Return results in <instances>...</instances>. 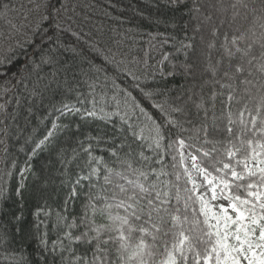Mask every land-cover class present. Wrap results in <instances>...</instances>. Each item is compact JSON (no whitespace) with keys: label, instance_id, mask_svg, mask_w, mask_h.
<instances>
[{"label":"trees","instance_id":"obj_1","mask_svg":"<svg viewBox=\"0 0 264 264\" xmlns=\"http://www.w3.org/2000/svg\"><path fill=\"white\" fill-rule=\"evenodd\" d=\"M246 2L250 22L251 10L260 15L264 2ZM232 3L234 0H179L178 3L173 0H0V59L12 57L11 63L0 65V104L5 105L0 111V188L5 190L6 197L0 198V264H62L59 253L53 255L43 250L40 236L47 233L51 249L52 241L67 231L64 226L53 229L57 214L65 215L69 223L75 217L79 224L88 196L103 195V171L99 178L93 176L90 181L75 184L78 176L88 173L84 167L85 153L67 163L72 150L79 151L80 142L83 147L91 143L94 155L103 156L108 166L117 168L120 166L115 163L116 158L107 149L121 142L131 144L135 152L143 151L150 157L149 160L137 158L136 167L146 171L163 169L170 175L162 179L177 183L182 197L189 194L183 189H191L192 185H186L183 177L176 181L172 174L179 170L172 168V151L153 152L147 142L141 147L120 117L125 115L128 123L137 129L150 124L135 106L139 104L161 125L164 148L178 135H190L166 124V113L172 107H184L189 115L174 118L185 129L192 126L183 123L185 119L198 123L194 102L201 96L207 99L213 90L212 76L205 66L209 59L215 63L221 57L224 33L231 35L236 26L234 23L229 27ZM221 4L228 8L227 13L217 11ZM42 15L50 19L41 24L39 31L43 34L47 30V36L37 47L39 37H33L31 44L27 40ZM209 15L211 21H205ZM56 22L61 24L60 28L55 27ZM213 27L218 29L216 36ZM212 42L215 48L209 49ZM49 58L52 63L41 62ZM223 67L227 68V60ZM91 85H95L97 97L115 96L119 100V105L112 100L105 106V111H118V114L107 121L82 120L79 115L60 116L54 110L62 104L90 107L81 101L92 99ZM34 88L39 95H31ZM216 90L219 91L218 86ZM222 99L216 101L217 116ZM53 120L68 127L57 130L54 137L37 149ZM89 136L104 139L86 140ZM127 151V147L120 151L121 158ZM73 187L77 196L70 197ZM172 203L177 202L173 199ZM179 206L183 209V200ZM38 208L43 210L39 216ZM198 209L199 203H195L190 211ZM96 220L104 222L99 216ZM38 221H43L39 230ZM72 231L78 235L84 226ZM63 243L68 245L67 240ZM72 247L76 254L89 257L92 254L85 244ZM70 255L64 253L65 257Z\"/></svg>","mask_w":264,"mask_h":264},{"label":"snow or ice","instance_id":"obj_2","mask_svg":"<svg viewBox=\"0 0 264 264\" xmlns=\"http://www.w3.org/2000/svg\"><path fill=\"white\" fill-rule=\"evenodd\" d=\"M173 2L178 3L179 0ZM230 8L229 27L232 28L234 23L236 26L231 35L224 33L220 45L221 57L215 63L209 59L205 66V71L212 76L210 83L213 90L207 99L201 96L198 102H194L198 123L185 119L183 123L192 125L185 129L181 121L174 118L176 115H189L184 107H172L170 113H166V124L179 128L181 133L187 131L190 135H178L164 148L165 136L161 125L139 104L135 106L151 121L150 124L137 129L128 123L125 115L120 117L141 147L147 142V147L153 152L172 151V168L179 169L172 174L176 181L183 177L186 185H192L191 189H183L189 194L182 197L177 183L162 179L170 175L163 169L146 171L136 167L137 158L149 160L150 157L145 156L143 151L135 152L131 144L121 142L107 149L116 158L115 163L120 166L117 168L108 166L103 156L94 155L91 143L83 147V142H80L79 151L73 149L67 163H72L81 153H85L87 159L84 167L88 173L78 176L75 184L80 185L81 180L90 181L93 176L99 178L103 171V195L88 196L79 224L75 217L69 223L65 215L58 213L53 229L64 226L67 231L61 238L52 241L51 249L48 247L47 233L41 235L40 246L45 252L51 251L53 255L59 253L62 264H264V9L260 10V15H255L256 10L252 9L249 22L246 0H234ZM241 9L245 11L242 13ZM217 11L227 13L228 8L221 4ZM49 19L48 15L40 17L32 37L27 40L29 44L33 37H39L37 47H40L47 30L41 34L39 29L42 22ZM211 19V15L205 17V21ZM224 22L222 19L221 25ZM55 27L60 28L61 24L56 22ZM212 33L218 35V29L213 27ZM208 47L215 48V42ZM225 60L227 68L223 67ZM6 61L11 63L12 57L0 59V65ZM41 62L52 63V60L42 59ZM90 87L92 99L81 101L82 104H90V107L62 104L54 110L60 116L79 115L82 120L107 121L118 114V111H105V106L112 100L119 105L115 96L111 99L97 97L95 85ZM31 95L37 96L39 93L34 88ZM219 97L224 99L221 100L222 109L217 116L216 101ZM4 107L0 104V111ZM67 127L53 120L51 128L36 148L45 145L57 134V130L62 131ZM85 139L99 142L104 137L89 136ZM125 147L128 151L121 158L120 151ZM35 151L33 149V153ZM61 162L64 163L63 160ZM193 171L203 177L204 184L211 192L210 198L205 193H197L201 185L193 178ZM153 175L155 179H151ZM17 193H20V189H17ZM75 196L77 191L73 187L70 197ZM0 198H6L3 188H0ZM173 199L177 202L175 205ZM181 200L183 209L179 206ZM219 200L227 201V204L211 203ZM195 203H199V209L190 211ZM42 212L38 208L36 215ZM97 216L104 222L97 223ZM41 223L43 221L37 222V230ZM80 226H84V231L74 235L72 230ZM64 240L68 241L67 246ZM73 244L87 245L92 249L91 256L76 254ZM65 252L71 255L65 257Z\"/></svg>","mask_w":264,"mask_h":264},{"label":"rangeland","instance_id":"obj_3","mask_svg":"<svg viewBox=\"0 0 264 264\" xmlns=\"http://www.w3.org/2000/svg\"><path fill=\"white\" fill-rule=\"evenodd\" d=\"M187 152V150H185ZM187 163V162H186ZM188 167L190 168L191 165L190 163L188 164ZM192 176L193 178L197 181V183L199 185H201L198 189H197V193H205L206 194V197L210 198L211 197V192L208 191L207 189V186L204 184V181H203V177L199 176L195 171L192 172ZM211 203L213 205H216L218 203H224V204H227V201H224V200H219V201H211Z\"/></svg>","mask_w":264,"mask_h":264}]
</instances>
